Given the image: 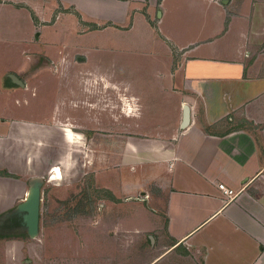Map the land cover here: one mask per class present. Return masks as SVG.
<instances>
[{
	"label": "crops",
	"instance_id": "1",
	"mask_svg": "<svg viewBox=\"0 0 264 264\" xmlns=\"http://www.w3.org/2000/svg\"><path fill=\"white\" fill-rule=\"evenodd\" d=\"M165 2L0 0V44L16 47L11 56L17 53L21 58L16 66L0 72V113L13 114L11 107L29 105L24 103L29 94L22 91L26 83L9 73L28 65L20 52L38 50L41 66L46 67L56 59L63 61L57 54L68 49L112 52L90 39L76 43L71 37L79 40L106 31L129 33L139 18L153 30L145 13L159 5L160 42H169L176 49V59L169 55V62L162 64H168L164 73L158 72V79L167 82L161 85L165 93L160 100L162 114L171 109L174 119L156 121L152 127L148 120L155 118L150 116L142 124L143 132L155 135L154 139H139L145 149L130 156V165L145 169L136 181L128 177L120 188L117 178L108 176V197L103 205L107 213L93 224L98 228L86 260L91 264H264V2L204 0L219 9L222 29L205 41L182 44L173 43L159 30ZM61 35L62 44L51 38ZM135 95L141 103V97ZM183 105L190 112L185 129L180 127ZM144 106L141 115L148 116L149 103ZM154 110L158 111V102ZM64 131L71 140L73 136L67 137L71 131ZM219 184L233 192L231 201L227 202ZM0 190L1 206L6 192L1 186ZM135 196L139 198L133 199ZM136 217L145 219L147 227L132 228L130 219ZM20 231L25 232L0 233V240H16L22 237ZM132 239L138 243L135 257L131 255ZM107 241L115 247L110 249ZM143 243L147 248H140ZM101 248L105 252L100 253ZM81 255L66 253L59 262L84 264L86 260H78Z\"/></svg>",
	"mask_w": 264,
	"mask_h": 264
},
{
	"label": "rangeland",
	"instance_id": "2",
	"mask_svg": "<svg viewBox=\"0 0 264 264\" xmlns=\"http://www.w3.org/2000/svg\"><path fill=\"white\" fill-rule=\"evenodd\" d=\"M152 7L154 11L145 15L153 30L139 18L129 33L106 31L79 40L71 37L76 43L90 39L93 44L112 48V52L68 49L57 54L63 61L56 59L49 67L41 66L38 50L20 52L28 65L9 73L26 83L22 91L29 94L24 102L29 105L11 107L13 114L0 113V173L4 175L0 176V186L6 192L1 199L0 233H11L4 215L24 201L34 180L42 182L40 224L34 239L20 231L22 237L16 240H0V264H60L63 254L75 251L83 253L78 260H86L98 228L93 224L107 213L103 205L108 197V176L114 175L121 188L128 177L136 181L145 171L129 163L130 156L145 149L146 144L139 139H154L155 133L143 132L142 124L150 116L155 118L148 120L152 127L156 121L174 119L171 109L162 114L160 99L165 92L161 85L167 82L158 79V72L164 73L170 57L176 59V49L169 42L161 44L156 25L161 8ZM164 7L159 30L175 44L205 41L222 29L219 9L204 0H166ZM51 38L60 44L64 41L63 35ZM11 51L16 47L0 44V72L19 63L21 58L17 53L11 56ZM134 93L144 104L149 103L148 116L141 115L145 106ZM156 102L158 111L154 110ZM66 129L71 131L67 133L68 138L73 136L71 140L65 136ZM130 223L137 230L147 227L145 219L138 217ZM107 242L110 249L115 247ZM137 245L132 239V257ZM101 249L100 253L105 252ZM84 264H91V260Z\"/></svg>",
	"mask_w": 264,
	"mask_h": 264
},
{
	"label": "water",
	"instance_id": "3",
	"mask_svg": "<svg viewBox=\"0 0 264 264\" xmlns=\"http://www.w3.org/2000/svg\"><path fill=\"white\" fill-rule=\"evenodd\" d=\"M10 78L19 86H23L22 82L15 76L10 75ZM189 119V108L187 105H183L181 129H185L189 125ZM41 187L42 182L37 180L32 181L24 201L18 204L13 211L4 215L5 218L18 217L21 228L30 238H36L39 233Z\"/></svg>",
	"mask_w": 264,
	"mask_h": 264
},
{
	"label": "flooded vegetation",
	"instance_id": "4",
	"mask_svg": "<svg viewBox=\"0 0 264 264\" xmlns=\"http://www.w3.org/2000/svg\"><path fill=\"white\" fill-rule=\"evenodd\" d=\"M3 220H7L5 223L7 225H9V229L12 230L13 232L16 231V230L18 231L19 229L22 230V228L20 226V219L18 217H15V216L14 217H9V218H5L4 217ZM1 230H2V228L0 229V231Z\"/></svg>",
	"mask_w": 264,
	"mask_h": 264
},
{
	"label": "built area",
	"instance_id": "5",
	"mask_svg": "<svg viewBox=\"0 0 264 264\" xmlns=\"http://www.w3.org/2000/svg\"><path fill=\"white\" fill-rule=\"evenodd\" d=\"M218 188L222 191L223 195L227 197V202L232 200L233 192L231 190L225 188L222 184H219Z\"/></svg>",
	"mask_w": 264,
	"mask_h": 264
},
{
	"label": "trees",
	"instance_id": "6",
	"mask_svg": "<svg viewBox=\"0 0 264 264\" xmlns=\"http://www.w3.org/2000/svg\"><path fill=\"white\" fill-rule=\"evenodd\" d=\"M3 173H0V176H4V175H2Z\"/></svg>",
	"mask_w": 264,
	"mask_h": 264
},
{
	"label": "bare ground",
	"instance_id": "7",
	"mask_svg": "<svg viewBox=\"0 0 264 264\" xmlns=\"http://www.w3.org/2000/svg\"><path fill=\"white\" fill-rule=\"evenodd\" d=\"M28 193V191L26 192V194ZM25 197H26V195H25Z\"/></svg>",
	"mask_w": 264,
	"mask_h": 264
}]
</instances>
